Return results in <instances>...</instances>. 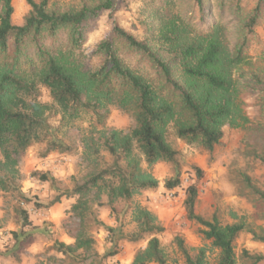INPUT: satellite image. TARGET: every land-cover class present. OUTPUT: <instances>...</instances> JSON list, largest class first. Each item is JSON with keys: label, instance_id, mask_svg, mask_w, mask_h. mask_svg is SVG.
Instances as JSON below:
<instances>
[{"label": "trees", "instance_id": "1", "mask_svg": "<svg viewBox=\"0 0 264 264\" xmlns=\"http://www.w3.org/2000/svg\"><path fill=\"white\" fill-rule=\"evenodd\" d=\"M12 1L0 0V191L16 199L13 209L19 219L18 229L12 232L16 248L10 256L19 259L23 242L33 236L34 224L25 207L33 198L22 187L23 154L34 144L44 145L43 156L72 153L76 148L65 139L64 129L85 114L93 127H104L111 109L117 108L134 119V126L128 131L95 127L97 137L91 131L82 139L83 161L89 169L70 189L44 205L50 209L63 196H77L72 205L79 219L77 234L72 243L55 240L50 247L55 254L39 264H81L92 256L106 258L95 250L92 229L111 228L98 217L95 205L114 210L119 200L128 203L136 224L126 239H147L132 264H177L158 237L165 227L157 215L132 201L136 194L159 187V180L148 169L158 162L175 167L165 187L180 186V151L171 136L206 151L212 162L224 127H245L250 121L244 111L243 95L249 86L244 68L253 65L249 50L264 18L260 3L243 17L233 41L227 23L199 29L175 11L174 0H167V12L153 10L159 23L151 37L140 39L115 22L112 34L94 51L100 64L88 68L80 53L87 34L99 15L117 8L118 0H79L65 8L52 0H26L30 9L21 24L13 21ZM192 1L201 13L212 7L210 0ZM226 3L219 0L220 13L226 11ZM234 7L240 17V0ZM131 56L139 57L148 70L131 66ZM251 79L264 84L258 74ZM42 88L48 90L50 101L42 100ZM262 93L264 111V88ZM55 117H59L56 125L52 124ZM259 157L264 161V151ZM192 166L201 178L204 171ZM32 176L56 182L39 170ZM239 181V194L264 206V188L246 173ZM185 195L186 216L202 227L200 232L210 247L189 246L177 235L175 245L184 264H264L263 252L237 251L243 233L264 243L263 226L245 218L224 222L216 212L210 216L198 213L197 182L186 187ZM209 250L216 251L213 261Z\"/></svg>", "mask_w": 264, "mask_h": 264}, {"label": "rangeland", "instance_id": "2", "mask_svg": "<svg viewBox=\"0 0 264 264\" xmlns=\"http://www.w3.org/2000/svg\"><path fill=\"white\" fill-rule=\"evenodd\" d=\"M52 1L62 8L79 3V0ZM166 1L118 0L116 9L104 11L93 21L87 40L80 50L84 64L88 68H95L100 64L101 60L94 51L102 39L112 34L115 22L140 39L151 37L159 23L158 14L170 9ZM235 1L226 0L224 13H220L219 0H210L212 7L203 13L199 8H194L192 0H174L172 7L199 29L212 23H227V30L234 41L243 17L256 4L260 3L264 12V0H240L243 13L239 17L234 7ZM12 3L14 5L13 21L21 24L30 7L26 0H13ZM155 7L158 9V14L153 12ZM249 52L253 65L244 68L245 82L249 83V86L244 92L243 99L244 111L250 121L245 127L229 125L224 127L222 142L216 146L212 154L214 159L212 162L211 155L206 151L171 136V142L180 151L181 187L174 189L165 187V182L174 177L175 167L171 163L158 162L151 168L147 165L145 167L150 169L159 180V187L155 190H144L133 198L132 203L146 206L157 215L159 222L165 227V231L158 234V237L177 264H184L175 245L177 235L182 236L189 246L210 247V241L204 239L200 232L202 227L186 216L185 189L190 183L197 182L199 188V197L196 202L198 213L210 216L216 212L224 222L245 218L250 223L264 227V206L255 205L239 194V180L243 173L250 175L258 185L264 188V161L259 157L264 151V111L261 109L262 101L260 100V96H263L264 84L251 79L252 74H258L264 78V18L256 28ZM128 62L142 71L148 70L146 63L139 57L131 56ZM42 100L50 101L46 88H42ZM58 119L59 117H55L52 124L56 125ZM93 126L94 123L89 114H85L77 120L75 125L64 129L65 139L73 143L76 148L72 153H51L43 156L44 145L34 144L23 154L20 161L22 187L23 191L33 198L32 202L25 204L34 224L31 229L33 236L23 242L22 248L18 251L20 260L14 255L10 256L16 246L13 239L1 231V228H8L9 233L13 232V228L18 229L19 219L13 209L16 199L0 191V264H39L44 262L50 254H55L50 247L55 240H60L59 237L67 234L75 239L79 219L73 214L72 205L78 197L63 196L54 213L51 212V208L46 209L44 205L59 192L70 189L74 182L89 169L83 161L82 139L86 135L92 131L97 137L95 127L128 131L134 126V119L120 109L112 108L104 127ZM193 164L204 171L201 178L197 177ZM35 170L48 173L50 177L56 179V182L51 184L49 181L36 179L32 176ZM95 210L98 217L111 228L94 227L92 229L96 240L95 250L107 257L100 259L92 256L81 264H132L135 253L146 246L147 239L138 242L126 239V235L136 229L128 203L119 200L115 203L114 210L108 206L95 205ZM8 237L10 239H7ZM243 248L264 253V243L253 240L248 233H243L237 240V251L241 252ZM208 252L213 261L216 251ZM58 256L62 257V255Z\"/></svg>", "mask_w": 264, "mask_h": 264}, {"label": "crops", "instance_id": "3", "mask_svg": "<svg viewBox=\"0 0 264 264\" xmlns=\"http://www.w3.org/2000/svg\"><path fill=\"white\" fill-rule=\"evenodd\" d=\"M56 209H58V203L56 204V205H54L53 207H51V212L52 213H54V211L56 210ZM8 228H1V231H4V233H7L8 235H9V237H11V239H13V242H14V238H13V235H12V233H9L8 232V230H7ZM13 231H14V228L12 229ZM7 238V239H10V238ZM32 237V236H31ZM60 238V241H64V242H66V243H72L73 242V238H70L67 234H65V235H62L61 237H59ZM19 260H20V257H19Z\"/></svg>", "mask_w": 264, "mask_h": 264}, {"label": "built area", "instance_id": "4", "mask_svg": "<svg viewBox=\"0 0 264 264\" xmlns=\"http://www.w3.org/2000/svg\"><path fill=\"white\" fill-rule=\"evenodd\" d=\"M183 184V183H182ZM179 188L181 187V184H180V186H178Z\"/></svg>", "mask_w": 264, "mask_h": 264}]
</instances>
